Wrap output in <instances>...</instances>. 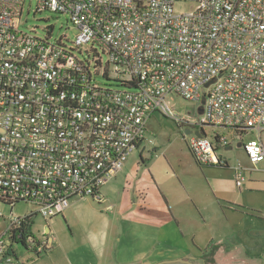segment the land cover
I'll return each instance as SVG.
<instances>
[{
	"label": "built area",
	"instance_id": "obj_1",
	"mask_svg": "<svg viewBox=\"0 0 264 264\" xmlns=\"http://www.w3.org/2000/svg\"><path fill=\"white\" fill-rule=\"evenodd\" d=\"M181 1L194 9L177 12ZM25 2L0 0V205L34 211L0 212V264H13V247L50 251L46 226L42 239L32 233L36 217L63 214L71 199L102 204L101 187L152 143L146 123L171 112L169 95L197 104L195 121L174 117L197 164H225L218 150L232 140L220 130L252 165L264 160V0H36L34 13L68 17L69 44L21 31ZM248 131L258 137L242 143Z\"/></svg>",
	"mask_w": 264,
	"mask_h": 264
},
{
	"label": "rangeland",
	"instance_id": "obj_2",
	"mask_svg": "<svg viewBox=\"0 0 264 264\" xmlns=\"http://www.w3.org/2000/svg\"><path fill=\"white\" fill-rule=\"evenodd\" d=\"M36 0H26L24 11L20 18L19 29L25 33L36 35L44 39L48 35L49 41L55 42L59 39L66 44L74 40L72 26L68 22V17L62 14L43 12L34 13ZM177 12L192 11L195 5L188 1H181L175 4ZM29 10V13L27 11ZM35 29V32H31ZM80 57V55L77 54ZM101 84L110 85L113 88L117 87L113 82L106 81L99 77ZM166 101L170 106L171 112L168 115L161 113L154 114L146 123V139L152 143L144 142L143 145L136 150H133L127 157L124 164V173H117L111 180L101 187L106 206L112 205L110 211H103L98 203L91 198L71 199L65 210L70 209L72 216L67 220L65 216H57L49 221H45L42 217H36L32 227V233L39 239L44 235V227L47 225L49 233L47 238H50V247L54 256L44 254L39 259L35 258L33 253L26 252L22 246L13 247L15 259L13 264H67L65 259L59 256L60 250L78 249L80 248L79 237L80 229L86 233L95 227L101 220L100 213L104 215H113L116 212L115 206L118 205L123 212H128L130 204L140 202V192L150 193L149 185V169L157 172V176L167 186L174 189L180 183V179L185 177L191 183H202L206 181V177L211 180L227 181L234 177V168L240 167L243 170L245 182L240 193L245 195L240 199L241 203L238 206H248V210L252 214H258L262 208L264 210V161L254 166L252 165L242 147L237 145L240 141L234 139L233 133L230 130H220L221 133L227 135L231 140V145L228 150L219 149L218 153L227 163L228 168H220L217 166H199L185 142V128L178 123V120L195 121L198 119L197 104L186 101L180 97L169 95ZM210 133V130H207ZM256 132L248 131L242 135V143L250 139L257 138ZM260 141L264 146V131L259 134ZM141 156V158H140ZM151 164V165H150ZM176 173H179L178 175ZM139 191V193H138ZM239 193V192H238ZM153 194V193H152ZM157 199H160L156 193ZM12 210V211H11ZM10 210L7 206L0 205V212L3 216L9 217L10 211L13 217H23L34 211V207L18 203ZM101 210V211H100ZM65 212V211H64ZM90 217L91 222L83 228L85 220ZM7 223L0 222V234L6 229ZM78 226V228H77ZM252 228V226L245 225ZM80 228V229H79ZM255 243V239H252ZM215 247L212 245L210 249ZM209 249V251H210ZM209 251L201 253L200 262L194 264H204L206 254ZM46 255V256H45ZM229 256L225 254L218 255L219 264H232ZM248 264H264V246L263 251L246 257Z\"/></svg>",
	"mask_w": 264,
	"mask_h": 264
},
{
	"label": "crops",
	"instance_id": "obj_3",
	"mask_svg": "<svg viewBox=\"0 0 264 264\" xmlns=\"http://www.w3.org/2000/svg\"><path fill=\"white\" fill-rule=\"evenodd\" d=\"M148 176L151 198L148 189L138 191L140 202L130 204L128 212L116 205L115 214L100 213L101 220L91 231L79 228L80 248L60 250L59 256L67 264H194L215 245L214 264H219L220 254L229 256L232 264H248L249 253L263 251L264 210L252 214L248 206H238L245 181L236 187L235 174L223 182L206 177L203 185L182 177L174 191L152 166ZM100 194L103 197L101 189ZM104 203L103 197L98 205L108 211ZM63 214L67 220L72 216L70 209ZM90 222L87 217L83 228ZM249 224L252 228L247 229ZM45 229L49 233L47 225ZM51 250L50 258L55 254Z\"/></svg>",
	"mask_w": 264,
	"mask_h": 264
},
{
	"label": "trees",
	"instance_id": "obj_4",
	"mask_svg": "<svg viewBox=\"0 0 264 264\" xmlns=\"http://www.w3.org/2000/svg\"><path fill=\"white\" fill-rule=\"evenodd\" d=\"M140 158H141V156H140ZM199 165V164H198ZM200 166V165H199ZM217 167H220V168H228V165H227V163L225 162V164L224 165H222V166H217ZM21 236H22V238L24 237V231H23V228L21 229ZM214 248H212V249H210V251H209V253H207L206 255V258H205V263L206 264H214V260H213V258H212V256H213V254H214ZM50 252V251H49ZM47 253V252H46Z\"/></svg>",
	"mask_w": 264,
	"mask_h": 264
},
{
	"label": "water",
	"instance_id": "obj_5",
	"mask_svg": "<svg viewBox=\"0 0 264 264\" xmlns=\"http://www.w3.org/2000/svg\"><path fill=\"white\" fill-rule=\"evenodd\" d=\"M203 102H204V100H202V103H203ZM199 112H201V110H199ZM189 132H190V131H187V130H186V134H188ZM195 135H196V136H200L199 133H197V132H195ZM237 146H238V147H241V144H238Z\"/></svg>",
	"mask_w": 264,
	"mask_h": 264
}]
</instances>
